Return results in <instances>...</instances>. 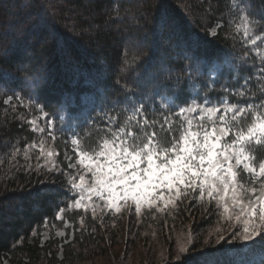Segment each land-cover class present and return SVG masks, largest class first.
I'll use <instances>...</instances> for the list:
<instances>
[{
    "label": "trees",
    "instance_id": "obj_1",
    "mask_svg": "<svg viewBox=\"0 0 264 264\" xmlns=\"http://www.w3.org/2000/svg\"><path fill=\"white\" fill-rule=\"evenodd\" d=\"M244 3L262 21L256 31L264 32V0ZM239 15L233 0H0V264H221L224 253L241 246L217 245L203 223L191 251L172 259L171 232L190 214H207L205 203L191 196L175 208L158 202L142 214L144 227L153 225L163 238L162 250L154 239L141 248L137 239L122 245L124 229L137 235L135 219L132 229L131 221H117L125 212L71 210L69 199L77 146L91 148L106 138L132 105L142 102L150 118L160 120L166 105L218 100L225 95L221 85L238 87L234 74L259 75L264 45L257 54L243 44L234 27ZM161 59L157 66L165 73L152 69ZM207 65L220 70L215 83L207 80ZM109 115L118 119L106 125ZM49 119L62 128L52 124L55 139ZM66 222L72 227L60 239L52 227ZM117 244L124 251L116 252Z\"/></svg>",
    "mask_w": 264,
    "mask_h": 264
},
{
    "label": "snow or ice",
    "instance_id": "obj_2",
    "mask_svg": "<svg viewBox=\"0 0 264 264\" xmlns=\"http://www.w3.org/2000/svg\"><path fill=\"white\" fill-rule=\"evenodd\" d=\"M233 4L240 7L236 33L243 44L261 54L264 32L256 29L262 21L248 13L250 6L244 0H233ZM206 68L207 80L215 83L220 70L212 65ZM258 73L234 74L238 87L221 85L225 95L216 101L205 96L202 103L190 98L176 106L166 105L167 113L161 112L160 120L150 118L151 109L142 102L132 105L120 127L107 129L106 138L91 148L77 146V163L85 174L71 184L81 192L75 206H83L85 211L91 207L95 215L98 208L117 214L124 208L131 212L134 205L140 216L145 207L151 210L163 202V209L169 205L175 208L182 198L191 196L204 202L206 211L213 207L228 224V232L217 236V245H235L237 241L241 245L224 253L226 260L221 264H264V59ZM255 92L260 93L258 102ZM230 95L249 102H232ZM15 98L23 103L22 97ZM116 119L109 115L105 124ZM52 124L47 120L49 135ZM78 140L72 143L77 145ZM40 151L43 155L42 144ZM83 193L89 200L94 194L103 205H82ZM257 252L262 253L258 261L254 259Z\"/></svg>",
    "mask_w": 264,
    "mask_h": 264
},
{
    "label": "rangeland",
    "instance_id": "obj_3",
    "mask_svg": "<svg viewBox=\"0 0 264 264\" xmlns=\"http://www.w3.org/2000/svg\"><path fill=\"white\" fill-rule=\"evenodd\" d=\"M163 62V60L161 59L160 61L154 60L152 62V69L156 70L157 72L161 71L163 73H165L167 71L166 68L164 67H159L157 66L158 62ZM136 80L138 81H143V78H136ZM10 99H8L7 102H9ZM53 156H51L52 158ZM72 170L74 173L79 174L82 173L81 169L77 168V166L72 165L71 166ZM132 207V211L129 212L128 208H124L122 209V211L118 214H122L125 212V214L123 215V217H117V221L118 222H122L124 225H126V223H128V221H133V219H135V221L133 223H136V226L133 225V227H137L135 232H137V235L135 236V234H132V232L130 233V230L124 229L123 230V234H122V245H124L125 241L128 240V243H133L135 242V240L137 239L138 241V247L141 248L143 245V242L148 239H150L151 241H153L152 239H154L156 241V246L154 245V247L157 250H162L163 249V245H162V237L159 236L160 234H158V230L156 227H154L153 225L150 226H146L144 227L145 224V220H142V214L145 213L147 211V207L142 209V213L140 216H137L134 213V207ZM210 210H207V214L205 213H196L194 216H192V214H190L188 216V218H185L184 220V227H180L179 229L171 232L170 236L173 235V239H172V249H170L171 253L170 255H172V259H176L177 256L179 255H183L185 254L187 251H191L189 249V244L194 240L196 233H197V226L203 224V223H208V229H207V236L210 238L214 235L219 236L222 233H227L228 232V224L226 222H224L221 218H218V215L214 213H212L210 215ZM102 213V212H99ZM98 214V213H96ZM117 214V213H116ZM132 215V216H131ZM119 216V215H118ZM131 218V219H130ZM154 220H156L154 218ZM132 221L130 223V227H128V229H132ZM154 222V221H153ZM157 222V221H155ZM71 224L70 223H66L64 225L63 228L58 229L56 228V226L52 227L54 228V232H56V235L58 232H63L64 235L60 236L57 235L58 238H66L67 237V229L71 228ZM83 226H81L82 228ZM123 228H126V226H124ZM217 229H220V231H217ZM53 230V229H52ZM71 236L68 237H72L73 232H70ZM49 233L45 232L44 233V240H48L49 239ZM207 238V237H206ZM217 238V237H216ZM171 239V238H170ZM124 241V242H123ZM118 246H116L115 251L118 253H121L122 251H124V248L122 245L117 244ZM185 248L187 249L186 252H181V248ZM165 256V255H164ZM167 256V255H166ZM255 260H259L258 258H254Z\"/></svg>",
    "mask_w": 264,
    "mask_h": 264
}]
</instances>
